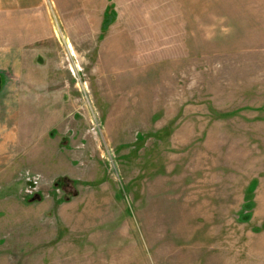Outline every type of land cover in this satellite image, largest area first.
<instances>
[{
    "label": "rangeland",
    "instance_id": "rangeland-1",
    "mask_svg": "<svg viewBox=\"0 0 264 264\" xmlns=\"http://www.w3.org/2000/svg\"><path fill=\"white\" fill-rule=\"evenodd\" d=\"M0 6V264H264V0Z\"/></svg>",
    "mask_w": 264,
    "mask_h": 264
},
{
    "label": "crops",
    "instance_id": "crops-1",
    "mask_svg": "<svg viewBox=\"0 0 264 264\" xmlns=\"http://www.w3.org/2000/svg\"><path fill=\"white\" fill-rule=\"evenodd\" d=\"M14 22V26H11L10 22L2 26V22L0 21V151L2 145L1 138L3 137V120H10L12 115L10 114L9 105L16 104L10 95V91L6 96H2V94L5 88L12 89L19 86L17 84L21 78L19 75L22 73L23 65L26 64L27 44L29 41H32L30 40V36L18 38V20ZM37 41L38 43L41 42L40 40Z\"/></svg>",
    "mask_w": 264,
    "mask_h": 264
}]
</instances>
